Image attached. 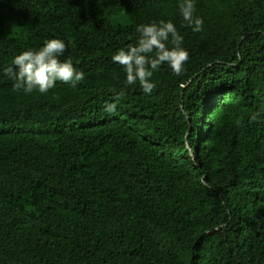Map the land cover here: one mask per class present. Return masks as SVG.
Returning a JSON list of instances; mask_svg holds the SVG:
<instances>
[{"label": "trees", "instance_id": "16d2710c", "mask_svg": "<svg viewBox=\"0 0 264 264\" xmlns=\"http://www.w3.org/2000/svg\"><path fill=\"white\" fill-rule=\"evenodd\" d=\"M181 2L0 0V264H264V0ZM161 20L189 59L148 95L112 56ZM53 38L84 80L15 89Z\"/></svg>", "mask_w": 264, "mask_h": 264}, {"label": "clouds", "instance_id": "9594fccd", "mask_svg": "<svg viewBox=\"0 0 264 264\" xmlns=\"http://www.w3.org/2000/svg\"><path fill=\"white\" fill-rule=\"evenodd\" d=\"M195 10L194 0H182L179 4L186 26L193 32H201L204 21L194 15ZM136 31L139 33L137 43L119 49L112 60L123 66L126 85L138 83L145 94L151 95L156 88L151 79L153 73L166 64L175 75L180 76L185 71L184 65L189 59V53L182 47L183 36L171 21L137 25ZM66 47L61 39H49L38 50L28 49L16 55L12 62L15 67H5L4 74L14 82L15 89H22L25 93L38 91L45 94L55 88L56 82L75 88L85 77L83 71L77 70L70 59H59ZM115 99L119 100L120 95ZM103 107L109 115L117 112L115 102H106ZM259 118L260 113H253L250 122Z\"/></svg>", "mask_w": 264, "mask_h": 264}]
</instances>
